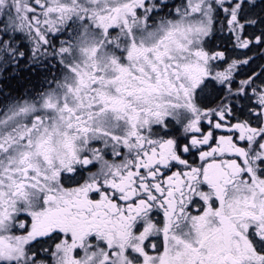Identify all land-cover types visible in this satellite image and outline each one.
I'll list each match as a JSON object with an SVG mask.
<instances>
[{
  "label": "snow or ice",
  "instance_id": "6c2138e0",
  "mask_svg": "<svg viewBox=\"0 0 264 264\" xmlns=\"http://www.w3.org/2000/svg\"><path fill=\"white\" fill-rule=\"evenodd\" d=\"M0 264H264V0H0Z\"/></svg>",
  "mask_w": 264,
  "mask_h": 264
}]
</instances>
